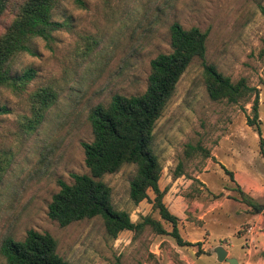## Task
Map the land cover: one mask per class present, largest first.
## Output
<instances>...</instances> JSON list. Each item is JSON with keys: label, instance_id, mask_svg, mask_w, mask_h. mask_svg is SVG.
I'll return each instance as SVG.
<instances>
[{"label": "rangeland", "instance_id": "374dc122", "mask_svg": "<svg viewBox=\"0 0 264 264\" xmlns=\"http://www.w3.org/2000/svg\"><path fill=\"white\" fill-rule=\"evenodd\" d=\"M6 1L0 36L26 0ZM54 19L61 27L53 41L33 40L35 55L20 54L12 63L16 75L32 69L33 80L20 93L0 89V106L7 108L0 116V156L8 159L0 181V246L33 230L51 235L68 264H229L216 260L220 246L237 264H264V160L257 133L247 125L254 95L236 104L211 100L199 59L155 123L152 149L162 203L178 219L182 240L200 246H177L152 192L138 205L131 202L134 165L102 178L112 206L134 224L146 217L159 222L165 235L145 226L112 239L101 218L60 227L48 217L58 182L71 185L73 175H89L82 144L93 139L90 111L114 95L145 92L150 62L171 52L173 23L206 33L205 62L258 91L264 138V0H83V6L61 0ZM41 90L56 99L31 130ZM0 264H6L1 254Z\"/></svg>", "mask_w": 264, "mask_h": 264}, {"label": "trees", "instance_id": "16d2710c", "mask_svg": "<svg viewBox=\"0 0 264 264\" xmlns=\"http://www.w3.org/2000/svg\"><path fill=\"white\" fill-rule=\"evenodd\" d=\"M60 1L26 0L0 36V89L20 93L33 80L35 74L32 69L16 75L12 63L20 54L35 55L33 40L39 39L47 44L53 41V33L61 27L54 19V11ZM75 4L83 6V0H75ZM6 7L7 1L0 0V18ZM169 38L171 52L160 54L150 62L148 84L143 94L129 97L114 95L108 105H97L90 111L88 122L93 139L90 143L82 144L89 175H73L71 185L59 181L60 189L48 206V217L60 227L98 217L112 239L125 231L140 233L145 226L152 227L158 235H165L159 222L146 217L141 223L134 224L126 212L115 211L112 206L111 189L102 182V178L118 172L124 165H134L135 176L129 184L131 202L138 205L147 199L148 192H152L155 196L154 206L160 218L171 225L170 235L177 246H200V243L182 240L177 229L178 219L162 203L164 193L158 187L161 168L152 149L155 123L173 96L179 79L194 59L202 61L206 91L211 100L236 104L244 96L254 95L252 116L247 117V125L257 133L260 155L264 160L258 91L248 87L243 80L232 83L205 62L207 35L198 28L186 30L173 23L169 28ZM34 97L40 106L29 123L31 130L41 123L56 99L55 93L49 90L38 91ZM6 113L7 108L0 106V116ZM7 165L8 159L0 156V181ZM225 172L232 179V173ZM0 254L6 264H68L57 254V242L51 235L33 230L28 231L21 241L5 238L0 246Z\"/></svg>", "mask_w": 264, "mask_h": 264}, {"label": "water", "instance_id": "95a60500", "mask_svg": "<svg viewBox=\"0 0 264 264\" xmlns=\"http://www.w3.org/2000/svg\"><path fill=\"white\" fill-rule=\"evenodd\" d=\"M214 253L216 255V260L219 263H222L224 261H227L229 264H237V262L233 259H227V251L223 247H216L214 249ZM262 257H264V253L262 254Z\"/></svg>", "mask_w": 264, "mask_h": 264}, {"label": "crops", "instance_id": "0c3cea01", "mask_svg": "<svg viewBox=\"0 0 264 264\" xmlns=\"http://www.w3.org/2000/svg\"><path fill=\"white\" fill-rule=\"evenodd\" d=\"M227 259H231V255H230L229 251H227ZM224 262H226V261H224Z\"/></svg>", "mask_w": 264, "mask_h": 264}]
</instances>
